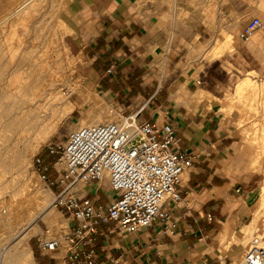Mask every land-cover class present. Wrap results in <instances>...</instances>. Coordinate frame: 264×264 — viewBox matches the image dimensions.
I'll return each mask as SVG.
<instances>
[{"label":"crops","instance_id":"crops-1","mask_svg":"<svg viewBox=\"0 0 264 264\" xmlns=\"http://www.w3.org/2000/svg\"><path fill=\"white\" fill-rule=\"evenodd\" d=\"M73 4L76 21L69 23L63 40L76 59L75 73L83 88L96 92L117 115L143 107L140 120L157 128L172 127L191 161L177 186L180 199L165 201L176 223L173 230L154 224L128 232L113 222L101 223L93 240L81 244L72 234L75 220L66 216L65 230L56 237L65 236L59 249L41 248L37 239L45 238L42 233L29 238L34 263L87 264V255L92 264L235 262L244 252L236 233L248 219L258 174L247 170L235 126L238 113L228 109L213 73L215 67H228L236 74L264 72L257 45L241 33L231 51L209 60L204 55L212 41L193 56L195 31L182 29L179 21L171 25L165 0ZM74 189L76 197L90 200L98 214L114 196L102 181L76 183Z\"/></svg>","mask_w":264,"mask_h":264},{"label":"rangeland","instance_id":"rangeland-1","mask_svg":"<svg viewBox=\"0 0 264 264\" xmlns=\"http://www.w3.org/2000/svg\"><path fill=\"white\" fill-rule=\"evenodd\" d=\"M18 1L21 2V0H0V21L7 14H9L12 9H14L12 7H16L19 4ZM165 1L170 6V9L168 11L170 13L171 25L174 26V21L176 22L179 21L182 24V29L185 28V30H187V27H191L195 31L194 42L196 44V47H192L193 56H198L199 54L198 49L200 46L206 45V42L210 40L213 41L214 38L216 37L218 38L217 43L208 46V51L206 53L207 55L206 54L204 55L205 58L207 56L209 60L219 57L221 54L227 51H231L241 40L240 34L243 32L244 25L253 17L259 18L262 21L263 26L257 29L256 31H254L250 37L257 45V50L259 54L262 56V59L264 61V0H165ZM59 3L61 6H59V9L57 10V15L60 18V20L53 21L52 19L49 18V16L52 12L55 11L56 9L55 6ZM7 10L9 12H7ZM31 12L33 17L31 16L29 18L27 15L31 14ZM75 12H76V8L74 7L73 0L32 1L31 3H29V7H27V9L22 11L23 15L20 16L18 21L20 22L23 20L24 21L23 23L30 25L31 28L33 27V30L34 29L40 31L42 30L44 33L43 34L44 37L45 34L49 33L50 45L48 51L51 53L52 57L55 58L56 61V65L54 68L56 70L57 80H59L57 81L58 82L57 89H58V93H60L59 94L60 98L57 97L54 99V101L57 100L60 102L57 103V101H55L53 102L54 104L52 105V107L51 108L49 107L50 110L48 111L47 119L51 120L52 118H54L56 116L57 110L62 106V104H64V102L72 103L74 105L73 110H78V112L76 113L75 111L72 110L71 112L64 115L60 119L56 131L52 134L47 135L45 138H42L37 143L35 141V138H33L38 135L35 132L31 135V137H28L29 139L28 138L26 139V141L24 142L25 144L23 142H20L18 145L17 144L13 145L12 144L13 139L17 134V130L16 131H12L10 129L6 130V128H4L0 123L1 125L0 126V144H1L0 145V161H1L0 206H2L7 202L11 203L12 199L21 200L24 195V191L22 187H24L26 183L30 184L31 186L33 185V188L31 187V189L36 190L37 188V191H39V194L43 198L34 208L36 212L41 210L43 207H51L53 208L54 211L51 217L54 221L56 220L55 221L56 223L45 222L41 217H37L34 223V225L36 224L35 226L37 227V232L42 233L46 239L56 238L59 235V233L64 232L65 229H63L64 227L62 224L63 222H65L66 216L62 215V213L59 212V210L53 207L52 200L54 197L53 193H55V190L48 189L40 182L37 174L34 172L32 167L33 157L36 154L42 152L45 149V147L49 144L62 146V144L65 141L66 133L69 130L79 126H84L85 124L83 121L90 120L93 116L97 115V112L102 117L99 122H103L115 118L114 116L109 115L108 108L110 106L102 100L101 96H99L94 91H91L87 88H83L80 78L77 77L75 73L76 59L68 53L64 45L63 37L65 33L70 32L67 26L69 25L70 22L76 21ZM18 28H16V33L10 35L8 33H4L3 28L0 25V61H1L0 64L2 63L4 65V66H2V64L0 65V70H1L0 87L5 88L3 90L7 89L6 93H8L9 91L8 89L11 88L13 89L14 85L16 86L17 84H19L17 78L21 75V70L13 66L14 60L17 61L19 58H21V56L24 55L23 47L19 48V44H18L20 38L23 39V34H22L23 32L20 27ZM223 30L225 31L224 33ZM220 31H222V33ZM199 33H200V38L198 37ZM220 35L222 36V38ZM56 37L58 39H56ZM5 38L6 40H4ZM6 45L8 46L7 48ZM5 51L6 53H4ZM4 58L6 59L4 60ZM12 58H13V62H12ZM4 62L6 63V65ZM227 68L228 67L226 68L215 67L214 68L215 73H213V77L217 81H219L221 85L220 90L224 93L226 102L228 103V109L236 110L238 113L237 115L238 118L235 121V126L238 130L239 136L242 141L241 150L247 156L248 159L247 170L258 174L257 175L258 182L254 192V197L249 205L248 219L244 223L245 225H243L240 228L239 232L236 233L239 237L238 239L243 241L244 250H246L250 238L253 236H258L260 232L259 229H255L258 227H253L250 223L253 219V213L251 207L256 203L260 195V191H261L260 188L264 182V140L261 139V136L264 135V126H263L264 97H262V95L260 94H257L256 96L254 95L252 97L250 92L239 94L236 92L235 88H236V83L244 78H250L258 85H262L264 82V72H257V73L251 72V75L238 74V73L236 74L235 72L228 71ZM6 69H8V71ZM57 69L60 71L58 72ZM13 75L16 77H14ZM9 77H11V79ZM9 80L11 81L9 82ZM5 86L9 88H6ZM58 106L59 108H57ZM52 108L55 111H53ZM3 139L5 143L3 142ZM27 140H29L30 143L29 142L27 143ZM31 141L33 142V144L31 143ZM2 143H4L5 145ZM34 144H36V146H34ZM23 147L27 149L24 148L25 149L24 150ZM20 148H21V152H20ZM22 152L25 153V155L27 156H22L21 154ZM24 157L27 158L23 160ZM13 162L15 163V166ZM18 162L20 165H17L18 166L17 167L16 164ZM16 168L18 169L16 170ZM53 174L54 173H52V175ZM80 184L81 183H79V185ZM21 189L23 192L21 191ZM31 189L29 190L31 191ZM29 190H26L25 193L26 194L30 193ZM0 217H1L0 218V240H1L0 264H2L3 262L2 251L4 249L2 245H7V242L11 243L10 241L12 240L8 241L7 239L9 238V235H11L14 232L15 229L7 230L6 228H13V226L10 225V222L8 220L4 219L3 215ZM55 231L56 233L53 235ZM28 242L29 239L27 241V244ZM238 260L239 259H237L235 262H237Z\"/></svg>","mask_w":264,"mask_h":264},{"label":"built area","instance_id":"built-area-1","mask_svg":"<svg viewBox=\"0 0 264 264\" xmlns=\"http://www.w3.org/2000/svg\"><path fill=\"white\" fill-rule=\"evenodd\" d=\"M262 26L259 18H251L242 37L251 36ZM142 110L117 115L110 107L108 113L115 118L73 128L62 146L49 144L33 157L32 167L40 182L55 190L53 207L75 220L72 234L81 244L93 240L101 223L113 222L128 232L154 224L164 231L176 227L165 201L180 199L177 186L191 157L180 149V138L172 127L157 128L140 120ZM90 181L105 182L114 194L105 212L96 213L90 200L75 195L76 183ZM64 238H38L37 242L41 248L55 251ZM86 263L92 264L90 255ZM228 264H264L261 239L251 237L239 260Z\"/></svg>","mask_w":264,"mask_h":264},{"label":"bare ground","instance_id":"bare-ground-1","mask_svg":"<svg viewBox=\"0 0 264 264\" xmlns=\"http://www.w3.org/2000/svg\"><path fill=\"white\" fill-rule=\"evenodd\" d=\"M32 1H41V0H21V2L18 1L19 4L18 3H17L18 5L15 4L17 6L12 7L14 9H12V10L10 9L11 10L10 13L7 14L4 18L2 17L3 19L0 21V25L2 26L4 33H8L10 35L14 34V33H16V28H18V27H20L22 29V32H23L22 33L23 39L20 38V40H19V37H18L19 42H18V40H17V42L19 44V48L23 47L24 55L21 56V58H19L17 61L14 60V65H13V66H15V68L21 70V75L17 78V80L19 81V84H17L18 83L17 82L16 83L17 85L16 86L14 85L15 87L13 86V89L11 88L12 90L8 89L9 90L8 93H6L7 89L3 90L5 88L0 87V123L4 128H6V130L7 129H10L12 131L17 130V134L15 133L16 134L15 138L13 137L14 138L13 143H12L13 145L14 144L18 145L20 142L24 143L26 141V139L28 137H31V135L35 132L38 134V135L35 134L37 136L33 137V138H35L36 143L39 142L42 138H45L47 135L54 133L56 131L58 125H59L60 119L64 115H66L67 113L71 112L73 110V107H74V105L72 103L64 102V104H62V106L60 108H59V106L57 107L59 109L56 112V116L54 118H52L51 120L47 119L48 111L50 110V108L54 104L53 102L57 101V100L54 101V99L57 97L60 98V96H59L60 93H58V89H57V83H58L57 81H59V80H57V74H56V70L54 68L56 65L55 58L52 57L51 53L48 51V48L50 45L49 33L45 34V37H44L43 36L44 33L42 30L41 31L35 30V29L33 30V27L31 28L30 25L23 23L24 22L23 20L20 22L18 21L20 16L23 15L22 11L27 9V7H29V3H31ZM59 6H61L60 3L55 6L56 7L55 11L52 12L49 16V18L52 19L53 21L60 20V18L57 15V10L59 9ZM7 12H9V11L7 10ZM27 16L30 18L32 16V12H31V14H28ZM25 17H23V18H25ZM220 32L222 33V31H220ZM220 32H218V33H220ZM224 32L225 31L223 30V33ZM221 38H222V36H221ZM56 39H58V38L56 37ZM4 40H6V38ZM56 41H58V40H56ZM217 41H218V38L216 37V38H214V40L211 43H209V45L211 46V45L217 43ZM222 43H224V42H222ZM15 45H16V43H15ZM7 47L8 46L6 45V48ZM4 50H6V49H4ZM6 51H8V50H6ZM6 51L4 53H6ZM7 55H9V54H7ZM53 55H54V53H53ZM16 56H18V55H16ZM13 58H12V62H13ZM5 59L6 58H4V60ZM5 65H6V63H5ZM2 66H4V65L2 64ZM56 68H58V67H56ZM6 70L8 71V69H6ZM59 71L60 70H58V72ZM14 77H16V76H14ZM9 78L11 79V77H9ZM61 78H60V80H61ZM10 81L11 80H9V82ZM12 84H11V86H12ZM6 86H7V84H6ZM6 88H9V87H6ZM235 89H236V92L239 94H244L246 92H250L252 97L254 95L256 96L257 94H260V95H262V97H264V82L262 85H258L256 82H254L250 78H244V79H241L240 81H238L236 83ZM59 98H58V100H59ZM58 102H60V101H57V103ZM53 108H52V110L55 111ZM101 118H102L101 115L98 114V112H97V115L93 116L90 120H84L83 122L85 125L96 124V123H99ZM1 129H3V128H1ZM8 137H6V138H8ZM261 139L264 140V135L261 136ZM3 142H4V139H3ZM28 142H29V140H27V143ZM4 143H2V144H4ZM31 143L33 144L32 141H31ZM34 146H36V144H34ZM24 148L25 147H23V149ZM25 149H27V148H25ZM20 152H21V148H20ZM21 154H22V156H27L23 152ZM26 158L27 157H24L23 160ZM1 160H3V159H1ZM19 161H21V160H19ZM0 163H1V161H0ZM17 165H20L19 162L16 164V166ZM14 166H15V163H14ZM17 169L18 168H16V170ZM14 185H16V184H14ZM22 185H23V183H22ZM31 187L33 188V185L31 186L30 184L26 183L24 185V187H22L23 191H24V195H23V198L21 200L12 199L11 203L7 202V203L3 204L2 206H0V216L3 215L4 219L8 220L10 222V225L13 226V228H6V229L7 230L15 229L14 232L12 231L13 233L11 235H9V238L7 239L8 241L12 240V241H10L11 243H8L6 241L7 245H2L4 248L2 251V257H3L2 264H35L33 261L31 252H30V248L27 244L28 239L37 232V227L35 226L36 224L34 225L35 220L37 217H41L45 222H48V223H54L56 221V220L54 221L51 217L53 212H54L53 208H51V207H43L41 210L36 212V210L34 208L38 205V203L43 198L39 194V191H37V188H36V190H34V189H31ZM29 189H31V191ZM260 189H261V191H260V195H259L258 199H257L256 203L251 207V210L253 213V219H252L250 224L253 227H258L255 229H259L260 232L258 234V237L261 239L262 246L264 247V182H263ZM18 190H20V189H18ZM26 190L30 191V193H27L28 195L25 193ZM21 191H22V189H21ZM0 258H1V256H0Z\"/></svg>","mask_w":264,"mask_h":264}]
</instances>
